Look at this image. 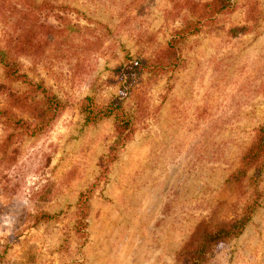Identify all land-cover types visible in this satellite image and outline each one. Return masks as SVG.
Here are the masks:
<instances>
[{
  "label": "rangeland",
  "instance_id": "obj_1",
  "mask_svg": "<svg viewBox=\"0 0 264 264\" xmlns=\"http://www.w3.org/2000/svg\"><path fill=\"white\" fill-rule=\"evenodd\" d=\"M206 1L0 0V47L28 34L30 13L76 28L61 46L16 50L21 78L0 64V110L33 122L28 82L61 104L34 134L0 117V264H179L198 222L233 219L249 202L242 233L208 244L200 264H264V158L241 184L228 180L264 123V0H231L178 37L162 69L120 75L166 54ZM115 98L130 118L123 142L114 112L83 111Z\"/></svg>",
  "mask_w": 264,
  "mask_h": 264
},
{
  "label": "trees",
  "instance_id": "obj_2",
  "mask_svg": "<svg viewBox=\"0 0 264 264\" xmlns=\"http://www.w3.org/2000/svg\"><path fill=\"white\" fill-rule=\"evenodd\" d=\"M48 3H45L46 6ZM193 14L195 18H187L184 26L178 30L176 37L168 40L164 52L161 56L148 61H132L120 66L121 76L125 78V83H131L142 70H159L165 66V60L172 58L176 53V41L178 37H184L190 33L200 30L203 22L213 21L216 15L227 13L232 9L231 0H208L201 4H194ZM12 14V13H11ZM27 18L25 21L28 34L24 37L18 33L16 43L12 49L0 47V64L5 68L6 73L12 78H21L19 75L18 66L15 65L12 57L16 50L20 53L33 52L34 48L43 50L52 44L61 46L69 42V38L76 31V28L70 26L69 23H63L62 26H51L40 20L38 16ZM37 15V14H36ZM33 25L37 31L33 34ZM40 35L38 40L33 41L34 35ZM164 56H168L165 58ZM171 56V57H170ZM29 90V116L33 118V122L26 121L23 117H18L15 113L6 110H0V117L6 120V124L13 126V128H21V132L34 134L36 131L46 128L58 115L61 108L59 100L56 95L45 87L40 82H28ZM118 102L115 99L111 100L109 107L104 111L94 113L90 106H84L83 111L87 116V121L95 120L100 115H106L114 112L115 126L118 131L117 142H123L126 139V129L129 126L130 118L124 113L120 106L116 105ZM3 120V119H2ZM112 151L114 146L111 147ZM264 158V123L257 127L255 137L248 147L246 152L241 157V166L229 176V182H234L236 185L242 183V180L247 177L248 170L254 165L261 164ZM253 202L246 203L241 209V213L230 220H217L215 223L202 220L198 222L194 229L189 234L187 240L179 247L176 252V257L179 264H200L205 256L208 244L213 241H227L232 237H236L242 233L245 225L250 220L252 211L254 210ZM44 214V213H43Z\"/></svg>",
  "mask_w": 264,
  "mask_h": 264
}]
</instances>
